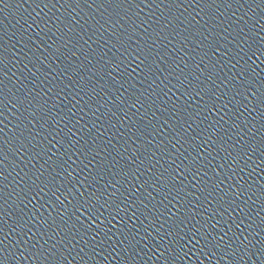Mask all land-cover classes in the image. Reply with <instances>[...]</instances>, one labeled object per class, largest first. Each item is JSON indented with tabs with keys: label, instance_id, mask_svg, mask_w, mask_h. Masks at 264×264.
<instances>
[{
	"label": "water",
	"instance_id": "obj_1",
	"mask_svg": "<svg viewBox=\"0 0 264 264\" xmlns=\"http://www.w3.org/2000/svg\"><path fill=\"white\" fill-rule=\"evenodd\" d=\"M0 264H264V0H0Z\"/></svg>",
	"mask_w": 264,
	"mask_h": 264
},
{
	"label": "snow or ice",
	"instance_id": "obj_2",
	"mask_svg": "<svg viewBox=\"0 0 264 264\" xmlns=\"http://www.w3.org/2000/svg\"><path fill=\"white\" fill-rule=\"evenodd\" d=\"M43 191H44L43 188H39V192H37V193H35V194L38 195L40 192H43ZM194 235H195V234H194ZM214 239H215V238H213V240H214ZM213 240H210V239H208L207 237H205V244L212 243Z\"/></svg>",
	"mask_w": 264,
	"mask_h": 264
}]
</instances>
